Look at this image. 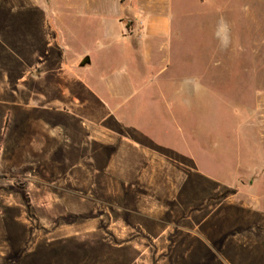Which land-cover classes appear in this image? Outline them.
Returning a JSON list of instances; mask_svg holds the SVG:
<instances>
[{"label":"rangeland","instance_id":"obj_1","mask_svg":"<svg viewBox=\"0 0 264 264\" xmlns=\"http://www.w3.org/2000/svg\"><path fill=\"white\" fill-rule=\"evenodd\" d=\"M160 10L136 94L117 0H0V264H264V0Z\"/></svg>","mask_w":264,"mask_h":264},{"label":"crops","instance_id":"obj_2","mask_svg":"<svg viewBox=\"0 0 264 264\" xmlns=\"http://www.w3.org/2000/svg\"><path fill=\"white\" fill-rule=\"evenodd\" d=\"M117 4L123 11L119 17V23L123 27L121 38L127 39L134 45L132 50L133 62L142 65L147 73L145 80L136 86L134 92L137 94L148 87L157 88L159 87V79L170 71V61L163 55L161 57V54L171 44L173 38L176 39L175 37L177 36V34L173 36L169 21L163 16L160 10V7L164 5V0H117ZM122 15L131 17L134 20L133 25L127 27L121 19ZM77 58L82 60L85 57L81 56ZM88 58V65H90V57ZM88 65L74 70L71 62H69V64H64L63 70H58L59 73L65 71V75L62 73L58 77L65 78L66 75L74 76V79L83 81L86 84L80 72L82 71L81 69ZM125 72L126 70L124 69L121 71V74ZM86 86L90 89L87 84ZM63 92L68 93V90H63ZM179 92L181 93L182 90H179ZM110 95L112 96L113 94ZM73 102L81 106L79 108L81 110L92 109L86 104L80 105V100L75 96ZM85 126L91 128L101 126V123L92 121V123H85ZM97 140L107 143L109 139L105 140V137H102V139ZM61 144H63L62 138L59 139L57 144H50V152L55 153ZM136 146L138 145L136 144Z\"/></svg>","mask_w":264,"mask_h":264},{"label":"trees","instance_id":"obj_3","mask_svg":"<svg viewBox=\"0 0 264 264\" xmlns=\"http://www.w3.org/2000/svg\"><path fill=\"white\" fill-rule=\"evenodd\" d=\"M15 185L18 186V187H19L20 189H22V190H24L25 187H26V184H25L24 182L19 181V180H17V181L15 182Z\"/></svg>","mask_w":264,"mask_h":264},{"label":"water","instance_id":"obj_4","mask_svg":"<svg viewBox=\"0 0 264 264\" xmlns=\"http://www.w3.org/2000/svg\"><path fill=\"white\" fill-rule=\"evenodd\" d=\"M89 64V58L88 57H85L81 63H80V67H84L85 65H88Z\"/></svg>","mask_w":264,"mask_h":264}]
</instances>
